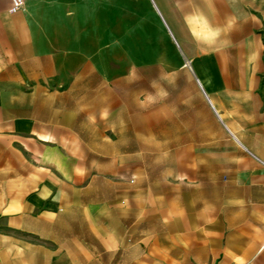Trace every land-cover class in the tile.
I'll use <instances>...</instances> for the list:
<instances>
[{
  "label": "crops",
  "instance_id": "obj_1",
  "mask_svg": "<svg viewBox=\"0 0 264 264\" xmlns=\"http://www.w3.org/2000/svg\"><path fill=\"white\" fill-rule=\"evenodd\" d=\"M160 1L184 60L124 108L57 0H0V264H264V0Z\"/></svg>",
  "mask_w": 264,
  "mask_h": 264
},
{
  "label": "rangeland",
  "instance_id": "obj_2",
  "mask_svg": "<svg viewBox=\"0 0 264 264\" xmlns=\"http://www.w3.org/2000/svg\"><path fill=\"white\" fill-rule=\"evenodd\" d=\"M57 4L58 24L75 30L68 37L76 63L80 57L112 79L124 108L162 105L185 56L174 20L160 0H57Z\"/></svg>",
  "mask_w": 264,
  "mask_h": 264
},
{
  "label": "built area",
  "instance_id": "obj_3",
  "mask_svg": "<svg viewBox=\"0 0 264 264\" xmlns=\"http://www.w3.org/2000/svg\"><path fill=\"white\" fill-rule=\"evenodd\" d=\"M25 5V0H13V5L11 7V12H18Z\"/></svg>",
  "mask_w": 264,
  "mask_h": 264
}]
</instances>
